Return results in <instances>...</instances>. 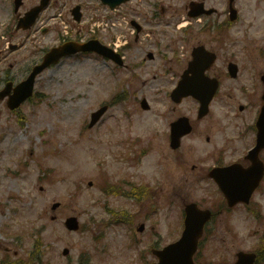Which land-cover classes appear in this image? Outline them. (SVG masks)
Segmentation results:
<instances>
[{"label":"rangeland","instance_id":"obj_1","mask_svg":"<svg viewBox=\"0 0 264 264\" xmlns=\"http://www.w3.org/2000/svg\"><path fill=\"white\" fill-rule=\"evenodd\" d=\"M5 1L8 0H2ZM37 1L27 0V7ZM189 1L169 2L172 9L170 13L167 11L169 15L164 23L168 26L157 35V43L169 46V52L179 50V70L190 60L182 41L183 37L191 35L184 31L191 23L185 18L184 8ZM138 3L139 0H134L131 6L136 7ZM169 3H165L166 8ZM86 4L89 16L84 23L87 33L93 27L88 26L92 21L88 19L99 14L98 20L117 22L115 28L105 33L100 31V40L119 48L129 40L133 43L135 36L125 8L111 13L97 0H86ZM8 6L9 3L3 6L6 10L1 19L5 23ZM236 7L242 17L225 35L224 46L226 51L237 56L236 62L243 70L236 81L224 80L223 100L225 96L229 98L228 94H236L241 83L249 80L245 71L264 73V55L263 58L259 55L261 49L264 50V0H238ZM19 39L24 37L14 36L15 41ZM37 39L18 52L27 63L30 57L40 56L35 51L50 48L55 40L52 33L44 35L41 32ZM151 41L143 37L144 45L123 52L126 68H119L96 55L64 59L41 74L35 88L38 97L23 104L19 114L9 110L6 101L0 102V263L6 259L11 262L23 259L27 264L28 252L34 248L32 234L40 228L45 247L43 258L36 264H79L89 256L92 258L89 264H147L155 261L150 252L152 248H161L181 235L185 205L198 202L211 208L220 200L216 187L200 177L206 175V167L213 164L216 154L223 150L220 149L222 139L216 148L212 145L202 147L198 139L191 136L176 154L170 146L156 149L168 132L167 123L179 114L194 116L189 113L194 108L191 100H184L179 105L172 102L169 95L174 86L170 79L164 78L168 85L159 83L158 72L164 68L154 70L157 60L148 61L142 68L131 67L152 50L146 46ZM142 49L144 52L140 53ZM222 53L226 52L223 50ZM10 62L0 58V89L4 86L1 81ZM218 63L217 67H221V61ZM19 65L9 71L16 82L28 68L22 59ZM258 82L263 92L264 83L261 79ZM118 92L124 98L112 102ZM143 98L149 101V111L140 107ZM239 98L237 104L243 103ZM223 100L215 109L219 107L222 111ZM111 102L113 104L98 128L90 129L88 123L92 112ZM171 106L176 110L169 111ZM162 112H169L167 120L161 117ZM250 115H245L247 120L240 121H250ZM205 129L202 128L199 138L202 143L207 136ZM155 131L161 135L157 136ZM138 137L152 149L145 152L140 165L130 146ZM125 154L131 159L124 161ZM105 178L113 183L122 178L134 180L136 185L142 182L148 189L145 197L144 188H140L139 197H129L135 188H139L134 186L124 187L128 195L106 196L101 189L106 184ZM90 181L94 184L89 187ZM256 200L262 204L260 221L248 214L244 206H238L230 215H219L217 222L210 225L211 239L202 247L204 261L221 263L226 258L234 263L239 251L261 252L264 192H260ZM57 202L62 206L52 212L51 207ZM105 206L120 214L126 210L130 222L111 225ZM53 215L58 216L56 221L51 219ZM69 216H76L85 228L68 232L64 220ZM140 223L146 225L143 233L137 231ZM21 232H26L30 239L21 242L16 237ZM96 236L102 240H97ZM154 244L157 246L152 247ZM64 248L70 249L69 257L62 256ZM143 254L147 263L141 257Z\"/></svg>","mask_w":264,"mask_h":264},{"label":"flooded vegetation","instance_id":"obj_2","mask_svg":"<svg viewBox=\"0 0 264 264\" xmlns=\"http://www.w3.org/2000/svg\"><path fill=\"white\" fill-rule=\"evenodd\" d=\"M132 0L129 2L131 3ZM143 1V6L140 8H133L131 7V10L136 15L139 14V19H141L144 23L148 24L152 21V23H159L163 21V19L166 17L168 9L165 7L164 2L159 0H141ZM166 2H169V0H164ZM63 3L65 0L62 1ZM198 3V4H204V7L206 9H216V13L212 16L208 15H202L199 19H194L192 22L194 23V28H196L198 31H194L190 37H188L185 40V44L187 46H183L186 51L187 50H193V48L198 46H205L208 50H210L213 53H217L218 60L220 58L223 59V63L221 67H217V64L207 73L211 78H218L219 80H224V77L229 76L227 74V67L229 65L230 60H227L226 55L229 54V52H226L225 46H224V38L223 35L225 32L229 31L228 28H230L231 24H234L231 22L230 18V4L227 2V0H190L189 3ZM171 7V5L169 6ZM224 7V9H223ZM187 9V7H185ZM161 28H156L153 26H150L148 28L146 35H154L156 36L159 34V30ZM34 30L31 31L33 33ZM23 33V31H19L18 29L15 31V33ZM55 37L57 38V41H60L61 38L55 34ZM228 37V36H227ZM226 37V38H227ZM219 43V45L217 44ZM140 44H143L141 42V36L134 38V43H132L133 46L138 47ZM146 46L149 48H153L156 50V53L151 52L152 56H148L149 53H147V58H145V63L147 61H155L157 60L156 64H167V68L173 71L172 78L170 81L175 80L180 76V70L177 67H180L178 64V61L175 57L168 58V50L169 47L162 48V46L158 47L159 45L154 42H149L146 44ZM12 47V46H10ZM225 51L226 54L223 55L222 51ZM144 52V49L140 53ZM150 52V51H149ZM139 56L137 55V58ZM169 65V66H168ZM260 65V62H259ZM248 76H252L253 74L258 73L256 71H248L246 72ZM166 73H162L161 76H159L160 82L165 81ZM155 77V76H153ZM264 83V82H262ZM255 85V86H254ZM264 86V84H263ZM262 85L260 87V83L256 82L253 83L249 80L248 83V94H239L241 97V100H243L244 104H239V110L240 113H246L250 114L251 120L247 123V127L243 126L245 124L244 121H239L240 119H244L242 116H238L236 114V108L238 106L235 105V109H232L231 105L224 106V111L219 110L216 112L215 110H211L210 113L201 119H193L192 117H189L191 119V123L193 126V132L190 135H187L186 137L182 138V146L186 143V140L190 138L191 136H195L196 139L200 142V145L202 147L210 146L212 145L214 148L218 147L219 143L221 142V139L223 140V145L220 149H223L222 151H219V153L216 154L215 159L212 161H216L218 159L219 163H216L215 167H225L227 165H230L231 161H228V159L231 158V160H234V157L239 154V159L236 160H242L243 164L245 166L249 165V161L246 160V154L250 151V149L255 145L256 143V127H255V119L257 115L258 109L262 106V92H261ZM264 90V89H263ZM229 99L237 104L238 102V96L236 94H228ZM219 100L213 101L212 107L215 104L217 106ZM189 113H192V111H189ZM183 115L178 116L182 117ZM246 117V116H245ZM176 118V119H177ZM226 120V123L224 122ZM247 120V117L246 119ZM202 128H206L207 136L204 138L205 142L202 143L201 134H202ZM248 133L247 137H243L241 135L242 132ZM225 132L230 133L231 137L230 139H227L225 137ZM171 135L170 133H167L164 135L163 143L156 147L158 150H163L167 148L168 146L171 147ZM243 143H246V146H243L241 150H239V147L243 145ZM243 150V151H242ZM214 151V150H213ZM178 152V151H176ZM176 152H174L176 154ZM213 153V152H212ZM262 160H264V150L260 154ZM233 163V162H232ZM213 167H210L207 171L206 175L207 178L209 177V171ZM211 183L218 189L217 184L210 179ZM264 183V180H263Z\"/></svg>","mask_w":264,"mask_h":264},{"label":"water","instance_id":"obj_3","mask_svg":"<svg viewBox=\"0 0 264 264\" xmlns=\"http://www.w3.org/2000/svg\"><path fill=\"white\" fill-rule=\"evenodd\" d=\"M107 2L109 0H106ZM38 10L35 13V16L37 15ZM100 53L104 54L105 56L116 58L115 55L112 53L111 50L107 49L106 47L98 46L95 48ZM61 53V51H59ZM54 56L52 54L49 59H51ZM118 56V55H116ZM44 68L43 65L41 67H37L34 70V74L32 75L31 79ZM19 93V92H18ZM5 93H2L1 95L4 96ZM17 101V100H16ZM106 108L101 109L97 112V114L93 115V121H97V119L104 113ZM60 203L55 204L53 206V209H57ZM207 215L208 213L205 212ZM205 215H196V212L193 209L189 210V214L187 215L188 219L186 222L185 232L183 234V237L180 239V242L170 245L168 248L158 251L157 255L160 257L159 264H194L192 261V256L194 252L197 250L199 237L202 233V226L205 222L209 220V217H206ZM191 216H197V218L191 217ZM69 229L77 230L79 228V224L77 223L76 218H69V220L66 222ZM69 251L65 250L64 254H68ZM238 262L236 264H253L256 260L254 255L251 254H244L239 253L238 254Z\"/></svg>","mask_w":264,"mask_h":264}]
</instances>
